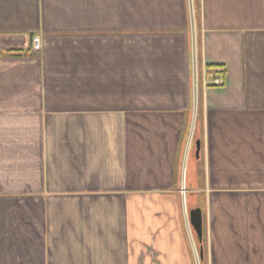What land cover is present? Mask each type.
Wrapping results in <instances>:
<instances>
[{
    "label": "crops",
    "instance_id": "1",
    "mask_svg": "<svg viewBox=\"0 0 264 264\" xmlns=\"http://www.w3.org/2000/svg\"><path fill=\"white\" fill-rule=\"evenodd\" d=\"M0 264H264V0H0Z\"/></svg>",
    "mask_w": 264,
    "mask_h": 264
},
{
    "label": "water",
    "instance_id": "2",
    "mask_svg": "<svg viewBox=\"0 0 264 264\" xmlns=\"http://www.w3.org/2000/svg\"><path fill=\"white\" fill-rule=\"evenodd\" d=\"M196 148H197V156L199 157V153L201 150L200 142L196 144ZM190 217H191V225L197 234L199 242H202L203 241V217H202L201 210L195 209L191 211ZM201 253L203 254V252Z\"/></svg>",
    "mask_w": 264,
    "mask_h": 264
},
{
    "label": "built area",
    "instance_id": "3",
    "mask_svg": "<svg viewBox=\"0 0 264 264\" xmlns=\"http://www.w3.org/2000/svg\"><path fill=\"white\" fill-rule=\"evenodd\" d=\"M32 50L35 51V52H38L41 50V41H40V37H34L33 38V41H32ZM200 69H199V65H198V57L197 55L195 54V57H194V64H193V78H194V83H195V88H198V85L200 83ZM217 85L221 84L219 81H216ZM192 140L190 139V142ZM189 147H190V144H189Z\"/></svg>",
    "mask_w": 264,
    "mask_h": 264
}]
</instances>
